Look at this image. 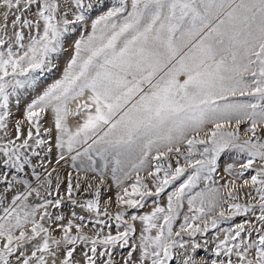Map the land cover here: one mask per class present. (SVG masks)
Listing matches in <instances>:
<instances>
[{
    "label": "snow or ice",
    "instance_id": "1",
    "mask_svg": "<svg viewBox=\"0 0 264 264\" xmlns=\"http://www.w3.org/2000/svg\"><path fill=\"white\" fill-rule=\"evenodd\" d=\"M56 72L13 123V108ZM54 150L55 164L77 173L63 194ZM226 152L239 168L226 164L232 179L218 187ZM81 173L92 199L75 198ZM109 174L120 190L114 217L101 210ZM249 183L255 202L241 204ZM173 186L166 207L127 213ZM185 200L190 215L174 231ZM240 216L212 238L209 258V232ZM174 260L264 264V0H0V264Z\"/></svg>",
    "mask_w": 264,
    "mask_h": 264
},
{
    "label": "rangeland",
    "instance_id": "2",
    "mask_svg": "<svg viewBox=\"0 0 264 264\" xmlns=\"http://www.w3.org/2000/svg\"><path fill=\"white\" fill-rule=\"evenodd\" d=\"M109 2L110 3H114L115 0H109ZM94 15L95 14H93V18H94ZM78 36H79V33H77V38H78ZM69 53H70V50H69V52L64 53L62 55V57H60V59H59V64H60L61 70L63 69V66H64L65 62L67 61V59L69 57ZM60 75H61L60 72H56L54 74H46L45 76L41 77V82H40L39 86L35 90H29L28 94L22 100V102H21V104L19 106V111H17L15 107L13 108V117H12L13 123L16 121L17 118L23 117L24 111H25V105L28 102H30L36 95L42 93V91L48 85L52 84L56 79H59ZM42 123H43V127L44 128L50 127L51 126V116L50 115L47 116L42 121ZM70 123L71 124H75L76 120H70ZM25 124H26V121H25ZM10 128H11V125H10ZM201 135H203V134H201ZM241 135L243 136L244 133L241 132ZM183 150L184 149L182 148V151ZM51 159H52V167H56L57 168V172L59 174V177H60L61 181L64 182V183L61 184V194H63L64 188L66 186V179H67L68 173H71L74 183H75V181L77 179V173H76V171L74 169L71 168L70 161L68 163H66V164L64 162H62L63 167L57 166L55 164V159H56L55 150L51 154ZM240 159L241 158L235 152H226V153L222 154L221 159L218 162V171L213 174V179L219 181V184H217L218 187L221 186L226 181L232 179L231 176H229L227 173H225L224 166L226 164L232 162L233 160H236L237 161L236 168H239V160ZM170 160H171V162L173 164V167H175L176 166L175 165L176 157L172 156V157H170ZM155 163L156 162L153 161V165H155ZM181 165H183V160L182 159H181ZM254 167H255V165H254ZM37 171H42V169L37 168ZM251 174H253V173H248L247 175L250 177ZM140 175H141L142 178H145L146 182H149V187L152 188L151 183H150V178L147 177L146 173L141 172ZM55 176H56V173L53 174V185H55ZM87 176L89 177V180H90L91 183H93V185L98 183V180L92 179L93 174L89 173V174H87ZM84 178H85V174L81 173L80 176H79V179L81 181V188H80V190L78 192L75 193V198L77 200H80V201H83L85 199H92L93 196L91 194L95 191V187H93L91 189L88 188L87 184H85L83 182ZM177 183H179V182H177ZM236 183H237L238 186L239 185H243V178L237 180ZM174 187L175 186L166 189V192L161 194L159 199H157L156 197H148V198H146L145 206L143 208L126 209L127 213L129 214V216L130 215H138V216L139 215H145V214H148L151 211H153V209L155 208L157 203L160 206H162V207H166L167 206V193H170L171 191H173ZM200 187L201 188L204 187L203 183L200 185ZM119 191L120 190H118V188L116 187L115 183L111 179V175L109 174L107 179H106L105 185L101 188V210H103L105 207H107L108 211L111 213L112 217H114L115 214L120 210L119 207L116 204V197H117ZM129 191H131L130 188H129ZM152 191H155V189L152 188ZM250 191L252 192V197H255L256 193L254 192V190H252V187H251L250 183H249V185L247 187H239L238 188L239 200L237 202H239L241 204L248 203V202H253L254 203L255 201L252 200V197L246 195V193H248ZM222 194L226 196L227 195V191L226 190H222ZM109 201H111V203H109ZM69 207H71V206L65 204L62 207V209L60 210V211L63 212V214L66 216V218H70ZM225 207H226V205H225ZM49 210L52 211L53 214H56V212H57L56 209L50 208ZM74 210H75V212L78 215L85 216V221H84L85 224H88L89 219L94 218L89 213H87L84 210H81L78 207L75 208ZM183 214H189L190 215V213H187V201L186 200L184 202V208L182 210V215H181L180 219H178L175 222V224H174V231L178 230L179 225L183 222ZM258 214L259 213L257 212V215ZM100 219L108 220L107 217H103V216H101ZM244 219H246V218L243 217V216L236 217L234 221L225 222V223H223L220 226L219 229L212 230L211 232H209L208 237H209V240H210V244H209L208 253H207L209 258H211V259L215 258V257H213L211 255V240H212V238L218 233L220 235L221 239H222L223 238V234H224L223 233V229L232 227V226H234L235 223L243 221ZM108 222L112 224V234H115V231H116L115 230V220L112 219V220H109ZM76 223H79V222L76 221ZM136 225H137V228L139 230V221L136 222ZM92 230H94L93 226L91 224H88V228L86 229V231H92ZM107 231L108 230L105 229V234L107 233ZM253 238H255V237H253ZM117 251L119 252L120 250H117ZM124 251L126 252V250H124ZM199 255L200 256H204L205 253L204 252H200ZM77 258H79V250H78V253H77ZM119 258H120L119 255H117V259L118 260H119ZM172 264H176V261L174 260L172 262Z\"/></svg>",
    "mask_w": 264,
    "mask_h": 264
}]
</instances>
